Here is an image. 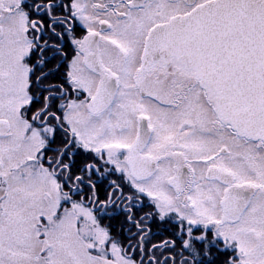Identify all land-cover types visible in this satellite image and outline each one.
<instances>
[{
	"label": "snow or ice",
	"instance_id": "1",
	"mask_svg": "<svg viewBox=\"0 0 264 264\" xmlns=\"http://www.w3.org/2000/svg\"><path fill=\"white\" fill-rule=\"evenodd\" d=\"M0 264H264V0H0Z\"/></svg>",
	"mask_w": 264,
	"mask_h": 264
}]
</instances>
